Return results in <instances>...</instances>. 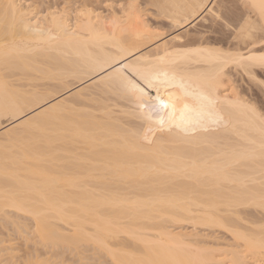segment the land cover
<instances>
[{
  "label": "bare ground",
  "instance_id": "6f19581e",
  "mask_svg": "<svg viewBox=\"0 0 264 264\" xmlns=\"http://www.w3.org/2000/svg\"><path fill=\"white\" fill-rule=\"evenodd\" d=\"M134 2L116 0L117 4ZM195 2L176 0L179 4ZM10 3L18 6L15 20L11 9H5ZM20 5L26 8L27 4L0 0V99L6 90L35 92L38 86L57 78H70L74 84L85 81L79 91L73 89L79 99L81 92L91 94L90 69L102 61L123 54L124 62L131 63L167 54L181 68L185 84L193 93L188 102L193 103L194 95L221 75L216 49L247 56L252 47H245L244 40L230 43L216 36L202 41V26L199 30L193 26L196 30L191 36L189 30H183L180 33L185 34H172L166 41L141 40L137 32L144 30L134 21L117 29L114 37L108 22L112 17L105 19L108 10L99 7V20L96 16L53 19L39 15L25 16L20 22L19 12L24 10ZM244 11H251L253 22L258 23V12ZM113 14L120 15V10H113ZM6 56L10 69L7 75ZM234 73L247 77L245 69L237 64L230 63L223 70L225 83L214 91L227 128L222 127L211 141H206L203 133L185 136L177 130L160 132V117L141 121L115 100L89 103L87 96L81 105H66L62 121L38 137L11 144L7 150L0 140V216L7 211L15 218L16 230L38 228L53 242L46 248L41 241L39 249L33 244L37 259H56L53 252L60 257L69 253V259H78L87 251L84 247L92 249L93 256L103 253L112 264H140L142 260L234 264L245 259L244 250L235 247L224 224L229 222L236 230L247 229L260 238L264 221L254 205L262 194L264 168L259 158V123L253 126L242 110L231 108L225 99L232 92L228 86L226 93V86L237 82ZM237 87L243 99L247 90ZM182 107H177L176 121L181 119ZM163 118L171 117L166 113ZM224 136L230 139L222 146L220 138ZM249 139L256 144L249 145ZM246 148H254L256 158L230 166L225 153ZM142 174L149 179H129ZM241 204L253 205L242 209L247 222L237 219L240 213L234 211ZM186 222L193 228L221 229L231 243L227 242V248L214 243L200 245L205 234H187L186 229L182 232V223ZM4 234L0 232V242ZM151 238L158 242L146 247L143 241ZM43 254L49 256L43 258Z\"/></svg>",
  "mask_w": 264,
  "mask_h": 264
},
{
  "label": "snow or ice",
  "instance_id": "6c2138e0",
  "mask_svg": "<svg viewBox=\"0 0 264 264\" xmlns=\"http://www.w3.org/2000/svg\"><path fill=\"white\" fill-rule=\"evenodd\" d=\"M108 10L105 19L111 16L108 22L113 27V36L116 30L124 25H131L133 21L143 32H137L141 40H167L173 32L192 25L194 20H203L201 40H211L212 36L222 37L230 43L245 41V47L249 55L241 52L224 51L216 49L221 61L222 72L206 86L202 87L195 95L193 103H189V97L193 93L185 84V77L178 64L168 59V55L158 56L155 60L143 59L135 62H124L126 56L121 54L111 59L104 60L90 69L92 73L88 79L91 82L88 93H80L79 99L73 93V89L79 91L86 84H74L72 79L57 78L51 82H45L33 92L5 91L3 99H0V140L3 141L6 150L11 144L26 142L38 137L49 127L59 124L64 118L66 105H81L87 96L89 103H99L102 100H115L136 118L141 121L151 122L160 117L159 131L172 132L177 130L185 136L189 134L203 133L206 141L222 127L227 128V122L222 115L219 101L215 95V89L225 83L223 70L231 64H237L245 69L248 77V87L251 95L245 94L242 99L236 84L227 85L232 92L226 94L225 99L233 109L242 110L254 126L259 123V158L264 168V0H197L195 3H176V0H135L134 3H119L115 0H28L26 8L19 12V20L23 22L25 16L37 17L39 15L53 19H70L73 15L77 18L96 16L100 19V12ZM120 10V15H114L113 10ZM5 9H11L13 20L17 17L18 6L15 3L5 5ZM258 12V23L252 20V12ZM175 38V37H173ZM260 52L259 55L251 54ZM10 71L7 56L5 58V75ZM177 89L181 93L177 94ZM181 119L176 121L175 113L178 105ZM169 114L170 119L165 120L163 114ZM150 127H155L151 125ZM221 143L230 137H221ZM151 143V141H149ZM249 145H255L254 139L247 141ZM230 161V166H240L256 158L254 148H246L243 151L225 153ZM223 171V170H221ZM264 175V172H262ZM9 177L4 175L7 183ZM129 179L147 180V175L132 176ZM262 194L255 207L261 212L264 221V180L261 181ZM253 205H238L234 211L240 213L237 219H243L242 209L251 208ZM15 218L5 211L0 216V232L5 233L3 242H0V264H109L104 259H92L88 253L82 254L78 259H68L67 255L60 257L56 252V259H37L33 255L32 246H39L41 241L44 246L53 243L47 236L36 230L20 228L16 230ZM261 236L256 239L247 229L238 231L231 223L225 222L224 231L233 238L237 249L244 250L245 259L236 260L234 264H264V223L260 225ZM155 238L143 241L146 247L157 243ZM58 247V244H57ZM111 253V250H108ZM75 255V254H74ZM98 255H103L99 253ZM253 257H256L253 259ZM140 264H176L175 261L142 260ZM206 264V262H203Z\"/></svg>",
  "mask_w": 264,
  "mask_h": 264
},
{
  "label": "rangeland",
  "instance_id": "374dc122",
  "mask_svg": "<svg viewBox=\"0 0 264 264\" xmlns=\"http://www.w3.org/2000/svg\"><path fill=\"white\" fill-rule=\"evenodd\" d=\"M23 1V2H22ZM115 2H116V0H115ZM20 3H22V4H27L28 3V0H20ZM53 3H55V0H53ZM101 10V9H100ZM105 13V12H104ZM103 13V14H104ZM193 26H195V27H197L198 29L197 30H199V29H201L202 27L201 26H203V21H201V20H199V21H196L195 23H194V25H189V26H187V27H184L183 29H179V30H177L175 33L173 32L172 34H176V33H180V31H183V30H186L187 32H188V30L190 31V32H188L189 34H190V36H191V34L193 33V31H195L196 29H195V27H193ZM201 27V28H200ZM193 29H195V30H193ZM186 32L184 31V33H180V34H185ZM187 33V34H188ZM195 33H193L192 35H194ZM172 36V35H171ZM189 36V35H188ZM213 36H215V35H213ZM217 37V36H216ZM234 78L237 80V82H236V84L237 85H239V86H241L242 88H244V89H246L247 91V93H248V95H249V93L251 94V90L249 89V87H248V79H247V77L246 76H244L243 78L239 75V74H236V73H234ZM249 91V92H248ZM187 223V222H186ZM185 223V225H184V223H182V229H179L178 227H177V229L178 230H182V232H184V230H185V233H187V234H190L191 232L192 233H200L199 235H203V234H205L203 237H202V239H203V241H201L200 239H201V237H200V239L196 236V238H198L202 243L200 244V245H204L205 243H206V245H212V243H214V244H219V246L218 247H220V246H222V247H224V248H227L228 246H229V244L228 243H231V241H230V239H229V237H228V235L227 234H225V232L223 231V230H221V229H219V230H217V229H215V231L213 230V229H208L207 227L206 228H204V227H194L193 228V225L191 224V223H187L186 224ZM191 224V225H190ZM185 226V227H184ZM172 227H174V226H172ZM175 229V228H174ZM194 229V230H193ZM213 230V231H212ZM177 231V230H176ZM191 231V232H190ZM195 231V232H194ZM5 235V234H4ZM196 235V234H195ZM194 236H191V238L194 240V238H193ZM191 238H189V239H191ZM191 239V241L192 242H194L193 240ZM197 240V239H196ZM232 240V239H231ZM200 241H198L199 243H200ZM230 241V242H229ZM205 242V243H204ZM209 242V243H208ZM218 242V243H217ZM228 242V243H227ZM204 243V244H203ZM224 243H226V244H224V246H223V244ZM195 244V243H194ZM198 244V243H197ZM196 244V245H197ZM228 245V246H227ZM227 246V247H226ZM33 247V246H32ZM36 247H38V249H39V246H36ZM222 247H220V248H222ZM84 248H86V250L87 251H85L84 250ZM83 248V250L86 252V253H88V254H90V255H92L91 256V258L92 257H99V259H106L105 257H104V255H102L101 257L100 256H93V254H92V252L94 253V251L92 250V249H87V247H84ZM89 248V247H88ZM91 250V253L89 252ZM82 252L83 254H85V252ZM96 253V252H95ZM99 253H97V255H98ZM69 255V256H68ZM68 259H69V257H70V255H72V254H69L68 253ZM82 255V254H81ZM49 256V254H43L42 255V257L43 258H45V257H48ZM75 257V256H74ZM74 257H73V259H74ZM77 258V257H76ZM75 258V259H76ZM94 259V258H93ZM95 259H97V258H95ZM107 260H108V258H107ZM108 262H110L111 263V261L109 260ZM109 263V264H110ZM112 264V263H111Z\"/></svg>",
  "mask_w": 264,
  "mask_h": 264
}]
</instances>
